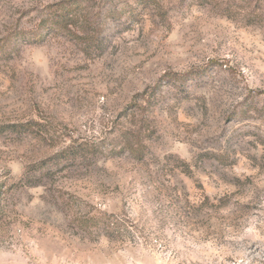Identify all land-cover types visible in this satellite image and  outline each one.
I'll return each instance as SVG.
<instances>
[{
  "label": "rangeland",
  "instance_id": "374dc122",
  "mask_svg": "<svg viewBox=\"0 0 264 264\" xmlns=\"http://www.w3.org/2000/svg\"><path fill=\"white\" fill-rule=\"evenodd\" d=\"M66 1L0 0V264H264V0Z\"/></svg>",
  "mask_w": 264,
  "mask_h": 264
},
{
  "label": "trees",
  "instance_id": "16d2710c",
  "mask_svg": "<svg viewBox=\"0 0 264 264\" xmlns=\"http://www.w3.org/2000/svg\"><path fill=\"white\" fill-rule=\"evenodd\" d=\"M71 1H73V0H69V1H66L65 3H63L64 5H67V4H69ZM62 14L63 13H61V16H62ZM81 36H83V34H82V32H79V31H75L74 33H73V40L74 41H77V40H86V41H89V42H93V38L92 39H90V38H88V40H87V38H85V39H83V38H81ZM94 40H96L95 38H94ZM89 42H86V44H88ZM4 48V42H3V40H1L0 41V50L1 49H3ZM141 144V143H140ZM67 151L68 150H66V151H62L57 157H64L65 155H66V153H67ZM123 151H128L129 152V154L131 155V156H133V157H138V158H141L142 156H143V151H141V149H140V147L138 148V147H131V146H126V147H124V149H123Z\"/></svg>",
  "mask_w": 264,
  "mask_h": 264
}]
</instances>
